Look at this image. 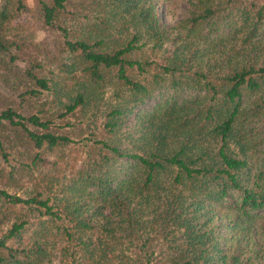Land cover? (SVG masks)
I'll return each instance as SVG.
<instances>
[{
	"label": "trees",
	"instance_id": "obj_1",
	"mask_svg": "<svg viewBox=\"0 0 264 264\" xmlns=\"http://www.w3.org/2000/svg\"><path fill=\"white\" fill-rule=\"evenodd\" d=\"M163 1L0 0V264H264V0Z\"/></svg>",
	"mask_w": 264,
	"mask_h": 264
},
{
	"label": "rangeland",
	"instance_id": "obj_2",
	"mask_svg": "<svg viewBox=\"0 0 264 264\" xmlns=\"http://www.w3.org/2000/svg\"><path fill=\"white\" fill-rule=\"evenodd\" d=\"M187 8V0H164L160 6L161 19L167 26L173 25L187 14ZM154 100L151 98L145 101L144 106H151Z\"/></svg>",
	"mask_w": 264,
	"mask_h": 264
}]
</instances>
